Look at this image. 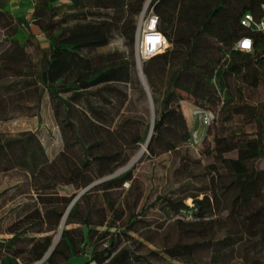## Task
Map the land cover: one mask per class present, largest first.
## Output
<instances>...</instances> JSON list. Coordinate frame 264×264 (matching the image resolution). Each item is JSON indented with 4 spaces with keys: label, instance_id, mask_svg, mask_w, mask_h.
Here are the masks:
<instances>
[{
    "label": "trees",
    "instance_id": "obj_1",
    "mask_svg": "<svg viewBox=\"0 0 264 264\" xmlns=\"http://www.w3.org/2000/svg\"><path fill=\"white\" fill-rule=\"evenodd\" d=\"M32 1L29 21L0 0V122L48 111L61 138L51 155L40 129L15 137L0 131V175L21 173L11 188L19 189L14 197H25L0 218V264H68L73 257L85 264H176L184 243L145 252L132 245L136 234L163 229L170 220L187 239L219 231L210 242L209 264H264V205L255 207L264 198V101L251 103L264 85V31L241 23L247 12L260 18L264 0L152 1L148 10L159 17L158 30L169 44L143 63L159 103L155 131L180 106L183 91L193 110L215 113L201 142L193 144L201 157L171 147L172 156H180L178 181L152 202L137 185V166L104 179L132 155L113 127L126 97L115 113L110 104L111 96L123 93L118 85L134 83L135 61L119 56L99 63L92 55L116 33L134 46L145 0ZM30 22L41 29L47 48L32 30L23 44L15 38ZM244 37L253 41L251 52L236 48ZM247 111L257 121L252 133L226 125L234 112ZM184 140L192 142L191 136ZM159 204L155 220L150 212ZM255 211L258 221L250 215ZM66 214L58 247L44 260Z\"/></svg>",
    "mask_w": 264,
    "mask_h": 264
},
{
    "label": "rangeland",
    "instance_id": "obj_2",
    "mask_svg": "<svg viewBox=\"0 0 264 264\" xmlns=\"http://www.w3.org/2000/svg\"><path fill=\"white\" fill-rule=\"evenodd\" d=\"M62 1L66 2L67 0ZM152 1L153 0H145L143 5V10L145 9V11H142L137 17L135 44L133 47L130 45V41L127 37L120 33H116L107 46L92 52V55L99 63L109 61L119 56L135 61V65L133 66L134 83L118 85L123 93H120L119 98L111 96L113 104H110V107L114 113L121 105V100L126 97L119 113L115 115L116 119L113 127L127 148L132 151L128 163L117 169L116 172L120 171L128 164L132 165L133 159L141 152L143 147L146 146V143L141 140V137L144 135L149 125L155 124L157 115L156 108L159 107V103H155L153 98L149 97L142 82V80L144 82L146 80L150 95L152 96L151 88L143 69L145 60L140 54L137 46L139 28L145 24L149 17L150 12L148 9ZM182 93L184 100L181 101L180 106L174 108L173 112L163 119V128L155 131L153 125L151 139L144 153L141 155L140 159L130 166V168L137 166V174H139L138 177H140L137 181V185H141L143 188L142 191L146 196H151L150 202L154 201L159 191L164 192L167 187L172 186L174 181H178V176H175L174 172L180 162V156L179 154H174L172 156L170 153L172 150L171 147L183 146V149H187L191 156L196 158L201 157L198 146L196 145L194 147V145L197 144L195 143V138H199L200 143L208 128H204L202 125L201 115L194 114V110L191 108L193 99L186 92L183 91ZM121 97L122 99H120ZM262 101H264L263 84L252 94L251 103L256 105L260 104ZM225 122L230 128H237L244 133H252L257 127V121L250 116L248 111L247 113L234 112ZM42 123H44L43 127L45 128L40 127ZM218 125L220 124L218 123L210 130L209 139H213ZM39 129L48 147V151L53 155L60 145L59 139L61 137L60 134L57 133V128H54L53 119L48 111L42 112L39 116H32L29 111H26L25 113H21V116H16L9 121L0 122V131L4 132L9 137L19 136L27 131H39ZM153 136L157 138V142L154 140L152 141ZM190 136L192 142L184 140L187 138L189 139ZM259 166L264 168V160L259 162ZM19 174L21 175V173ZM19 174L0 175V218L7 214L10 209L15 206L16 202L18 203V201L25 199V197H14V194L17 193L19 189L16 190L11 188L19 182ZM110 176L113 177L109 175L104 179H109L107 177ZM99 182L100 181H96L92 186ZM124 187H130V182L125 183ZM187 203L192 204V200L188 199ZM262 205H264V198L260 199V204L257 202L255 207H260ZM162 207L163 204H159L156 209L150 212V217L153 219L159 217L158 211H160ZM250 208H254V206L252 205ZM250 215L252 219L256 218L257 221L260 220V213L258 211H255L254 214L250 213ZM3 227L6 228L5 222ZM59 230L55 234L54 241L59 234ZM218 234L219 231L213 233L211 236L187 239L183 237L181 232L176 228L174 221L170 220L163 229L154 227L145 229L141 233L136 234L135 241L132 245L136 250L145 252L150 250H162L167 246L184 243L187 249L183 256L180 257V260H176V264H191L193 261H198L200 264H209L213 256L210 242L212 239L216 238ZM0 235L3 237L5 236L4 234ZM57 247L58 243L53 251Z\"/></svg>",
    "mask_w": 264,
    "mask_h": 264
},
{
    "label": "built area",
    "instance_id": "obj_3",
    "mask_svg": "<svg viewBox=\"0 0 264 264\" xmlns=\"http://www.w3.org/2000/svg\"><path fill=\"white\" fill-rule=\"evenodd\" d=\"M158 21L159 17L151 12L145 24L139 28L137 46L144 60L163 52L169 46L166 37L158 30ZM241 23L244 27L264 31V12L260 18H256L253 14L247 12L242 17ZM249 39L252 42L250 51L244 46L246 40ZM236 48L241 51L251 52L253 50V41L250 37H244L238 42ZM194 114L201 115L204 128L210 127L215 119V113L211 110L199 111L195 109ZM195 142L199 143V138H195ZM36 264H43V261Z\"/></svg>",
    "mask_w": 264,
    "mask_h": 264
},
{
    "label": "crops",
    "instance_id": "obj_4",
    "mask_svg": "<svg viewBox=\"0 0 264 264\" xmlns=\"http://www.w3.org/2000/svg\"><path fill=\"white\" fill-rule=\"evenodd\" d=\"M32 8H33V1L32 0H9V5L7 6V9L10 11L11 14H13L15 17H23L26 20L30 21L31 14H32ZM30 26H25L24 28H20L18 33L15 35V38L19 39L22 44L28 37V31L32 30L33 33H35L40 40V45L42 48H47L49 46V43L47 42L45 36L42 34L41 29L35 25L34 23L30 22ZM29 51H33L32 48H29ZM92 186V185H91ZM90 186V187H91ZM89 187V188H90ZM88 188L84 189L78 197L87 190ZM78 197L76 199H78ZM0 237H3L0 235ZM86 260L79 257H73L70 259L68 264H85ZM63 263V262H62ZM64 264V263H63Z\"/></svg>",
    "mask_w": 264,
    "mask_h": 264
},
{
    "label": "water",
    "instance_id": "obj_5",
    "mask_svg": "<svg viewBox=\"0 0 264 264\" xmlns=\"http://www.w3.org/2000/svg\"><path fill=\"white\" fill-rule=\"evenodd\" d=\"M143 11H145V9L143 10ZM142 71V70H141ZM142 79V78H141ZM142 82H143V84H144V86H145V88H146V90H147V92H148V95H149V97L151 98L152 96L150 95V92H149V88H148V85H147V82H146V80H145V82L142 80ZM153 125H154V123L151 125V129H150V133H149V136H148V138H147V140H146V146L148 145V143H149V141H150V139H151V134H152V131H153ZM144 153V152H143ZM136 162V161H135ZM134 162V163H135ZM133 163V164H134ZM132 164V165H133ZM132 165H127V166H125L123 169H121L120 171H117L116 173H114L112 176H115V175H118V174H120V173H122V172H124V171H126L127 169H129L130 168V166H132ZM111 177V176H110ZM110 177H107V178H110ZM72 206V205H71ZM66 216H67V214H66ZM66 216L64 217V219H63V221H62V223H61V225H60V230H59V234H58V236H59V239L55 242L54 241V243H53V245H52V247L50 248V250L48 251V253L46 254V256H45V258H44V260L53 252V249L55 248V246H56V244L59 242V240H60V238H61V234H62V230H63V228H64V226H65V223H66Z\"/></svg>",
    "mask_w": 264,
    "mask_h": 264
},
{
    "label": "bare ground",
    "instance_id": "obj_6",
    "mask_svg": "<svg viewBox=\"0 0 264 264\" xmlns=\"http://www.w3.org/2000/svg\"><path fill=\"white\" fill-rule=\"evenodd\" d=\"M142 149V148H141ZM146 146L143 147V149L141 150V152L133 159L132 164L137 161L138 159H140L141 155L143 154V152L145 151ZM59 239V236H57L55 242Z\"/></svg>",
    "mask_w": 264,
    "mask_h": 264
},
{
    "label": "clouds",
    "instance_id": "obj_7",
    "mask_svg": "<svg viewBox=\"0 0 264 264\" xmlns=\"http://www.w3.org/2000/svg\"><path fill=\"white\" fill-rule=\"evenodd\" d=\"M246 42H247V44H248V46L246 47L249 51L251 50V40L249 39V40H246Z\"/></svg>",
    "mask_w": 264,
    "mask_h": 264
},
{
    "label": "snow or ice",
    "instance_id": "obj_8",
    "mask_svg": "<svg viewBox=\"0 0 264 264\" xmlns=\"http://www.w3.org/2000/svg\"><path fill=\"white\" fill-rule=\"evenodd\" d=\"M244 46H245V47H247V46H248L247 42H245Z\"/></svg>",
    "mask_w": 264,
    "mask_h": 264
}]
</instances>
